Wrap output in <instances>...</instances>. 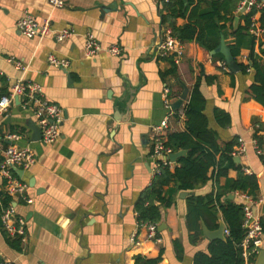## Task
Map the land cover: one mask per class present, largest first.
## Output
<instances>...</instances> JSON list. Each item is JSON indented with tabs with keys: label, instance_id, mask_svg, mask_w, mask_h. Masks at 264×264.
<instances>
[{
	"label": "crops",
	"instance_id": "crops-1",
	"mask_svg": "<svg viewBox=\"0 0 264 264\" xmlns=\"http://www.w3.org/2000/svg\"><path fill=\"white\" fill-rule=\"evenodd\" d=\"M63 2L58 8L50 0H0V97L10 95L13 84L21 79L39 85L42 95L64 112L60 137L49 145L42 138L34 139L29 125L38 123L31 108L23 106V97L14 96L0 114V161L11 144L31 148L36 156L30 169L22 174L21 169L15 171L27 185L25 196L15 197L17 211L26 220L27 239L22 251H16L0 227V254L16 264H134L139 254L162 255L159 264H193L195 253L205 250L210 239L203 235L192 241L183 191L176 194L172 206L162 208L156 237L139 224L135 204L156 174L153 128L168 118L165 135L186 129L184 108L196 80L192 67L198 55L196 42H183L185 52L177 74L163 77L170 64L158 49L167 29L162 24L160 0ZM26 14L40 23L49 18L52 32L42 38L26 36L17 27ZM243 14L237 11V27L245 25ZM259 18L260 13L254 15ZM187 22L188 18L177 19L178 25ZM65 28L73 34L57 40V33ZM89 32L103 48L95 57L86 51ZM111 45L121 47V54L108 53ZM250 53V48H243L237 63H250ZM213 55L210 52L200 67L204 74L216 76L214 83L202 87L205 112L221 145L244 139L246 150L238 164L259 179L255 207L264 221V163L254 144L255 133L264 143V106L253 98L245 99L254 73L252 69L232 72L225 59ZM50 56L64 59L67 67L53 65ZM260 61L264 64V56ZM15 62L22 66L17 68ZM184 85L189 88L187 101L169 113L165 88L171 89L174 102ZM217 110L229 113L230 125L218 122ZM15 127H22V132L11 131ZM10 133L19 139H6ZM176 165L173 162L171 169ZM228 176L236 178L238 170L230 169ZM225 180L222 177L220 184ZM216 187L210 180L195 192L206 194ZM5 192V183L0 181V197ZM234 194V199L240 197ZM219 217L226 229L221 213ZM176 240L183 245L182 257L177 254ZM260 251L250 264H257Z\"/></svg>",
	"mask_w": 264,
	"mask_h": 264
},
{
	"label": "trees",
	"instance_id": "trees-1",
	"mask_svg": "<svg viewBox=\"0 0 264 264\" xmlns=\"http://www.w3.org/2000/svg\"><path fill=\"white\" fill-rule=\"evenodd\" d=\"M240 2L241 0H187L186 2L160 0L162 24L170 28L172 34L181 41L196 42L198 55L192 64L195 68L196 80L184 108L186 129L169 132L165 142L173 151L186 149L187 155L178 159L174 170L171 169L170 164H164L160 160L162 162L160 172L155 174L152 184L137 200L135 210L140 225L155 223L158 226L162 219V208L172 206L179 191L189 192L186 195V222L189 231L193 232L191 235L193 242L203 237V224L210 230L219 228V213H221L229 230L226 239L209 240L205 250L195 253L193 264H246L241 246L245 236L244 203L239 198L228 199L227 196L242 192L247 193L254 200L259 198L258 177L255 174H248L242 165L234 160L238 139L234 138L221 145L218 132L210 127L205 112L207 100L202 89L204 84L214 83L216 76L204 74L200 67L206 62L210 52L218 47L221 37L224 36L235 60L243 48H250V63H239L244 73L249 69L254 73V81L247 88L248 96L245 99L253 98L264 106V64L260 61L261 56H264V34L256 35L251 32L254 15L257 13H260V18L255 21L264 28V9L255 6L251 11L245 12L243 14L245 25L235 29L234 20ZM181 17L188 18V22L178 25L177 19ZM230 37H233L232 41L229 40ZM216 57L225 59L222 53L214 54L213 58ZM164 59L169 62L170 68L162 73V76L176 75L178 65L174 58L167 56ZM217 116L221 125H230L229 113L217 110ZM21 128L15 127L11 131L22 132ZM254 138L262 147L264 144L262 137L255 133ZM232 168L238 170V176L234 179L228 176ZM222 177L226 178L223 185L220 184ZM210 180L216 182V189L206 194L195 192ZM4 182L5 180L3 184ZM171 183H174L173 187L166 190L165 187ZM13 202L14 198L6 192L0 197V227L9 246L16 251H22V239L11 237L1 220V215ZM261 223L264 231V221L261 220ZM174 243L178 256L182 257L183 245L179 240ZM134 259V264H159L162 255L149 258L139 254ZM3 261L0 254V263Z\"/></svg>",
	"mask_w": 264,
	"mask_h": 264
},
{
	"label": "built area",
	"instance_id": "built-area-1",
	"mask_svg": "<svg viewBox=\"0 0 264 264\" xmlns=\"http://www.w3.org/2000/svg\"><path fill=\"white\" fill-rule=\"evenodd\" d=\"M54 7H63V0H50ZM257 6L260 9H264V0H242L238 11L249 12L253 7ZM17 27L28 37H44L52 32L51 21L49 18L45 19L43 23L38 22L31 14H26L24 17L18 20ZM251 32L259 35L264 34V28H261L254 19V23L251 26ZM73 34V30L63 29L57 33L56 38L59 41H63ZM165 38L159 45L158 49L163 57L172 56L176 64L181 62L184 55L183 41L172 34L170 28L165 31ZM103 48L97 41L95 35L89 32L86 36V51L90 57H95L99 51ZM106 51L111 55H119L122 52V48L117 45H111L106 48ZM50 61L55 66L67 67V62L64 59H57L54 56H50ZM17 68H20L21 63L15 62ZM165 107L171 113L173 98L171 95V89L167 86L165 88ZM14 96L23 97V106L25 108H31L38 125L42 130V141L45 144H54L60 137V123L63 120V109L58 105L47 100L43 95L39 85L34 83H26L19 79L12 86V93L10 95H3L0 97V114L4 113L11 104ZM168 126V118H165L160 125L153 128V148L152 157L157 160L155 165V172H160L161 163L170 164L173 162L169 160L170 154L173 151L166 145V135L164 133L165 128ZM19 135L16 133H10L6 136V139H19ZM255 148L261 156H263L264 163V146H260L258 141L254 140ZM246 150V144L243 138L238 139V145L235 148L234 156H240ZM162 160V162L160 161ZM36 162V156L31 148L19 147L16 144H11L3 152L2 159L0 161V181L5 180L6 193L14 198V202L9 206L1 215V220L4 228L7 230L11 237H20L22 242L27 239V227L26 220L23 216H20L17 211L16 196H25V190L27 185L16 176V169L23 171L30 169ZM236 195L244 203L245 219L243 227L245 229V236L242 240L241 246L243 248V256L246 264H250L252 258L257 255L262 247L263 243V226L259 215L254 210L256 201L250 197L247 193L236 192ZM27 202L32 203L33 199L27 198ZM141 226H146L149 229L151 237H156L157 224L145 223ZM225 234L229 233V230L225 229ZM0 264H16L14 260H4Z\"/></svg>",
	"mask_w": 264,
	"mask_h": 264
},
{
	"label": "water",
	"instance_id": "water-1",
	"mask_svg": "<svg viewBox=\"0 0 264 264\" xmlns=\"http://www.w3.org/2000/svg\"><path fill=\"white\" fill-rule=\"evenodd\" d=\"M184 1L186 2L187 0H184ZM238 22H239V17H235V20H234V28L235 29L237 28ZM211 52H212V54L222 53L224 55L226 64L228 65L229 69L232 72H236V71L240 70V66L237 63V61L235 60V58L233 57L228 45L226 44L224 36L221 37V41H220L218 47L215 48ZM188 94H189V88H188V86L184 85L183 92L181 93L180 97L173 102L172 108L174 110L180 109L182 107V105L184 104V102L187 101ZM17 99L19 100V96H17ZM29 126L34 131V139L35 140L41 139L42 138L41 128L38 125H36L33 121L30 122ZM185 155H187L186 149H183L180 151H175L172 154H170L169 160L176 163L179 158H181L182 156H185ZM234 160L236 163H239L241 160V157L235 156ZM18 171L21 174L23 173V170H18ZM185 195H187L186 192H183L181 194L182 197H184ZM234 197H235V194H230L227 196L228 199H234ZM254 210L257 211V208L254 207ZM203 230H204V235L207 238H209L210 240L226 239V235L224 233L225 224L223 222L220 223V226L217 230H210L207 228V226L205 224H203ZM257 264H264V250L260 251L259 260H258Z\"/></svg>",
	"mask_w": 264,
	"mask_h": 264
}]
</instances>
